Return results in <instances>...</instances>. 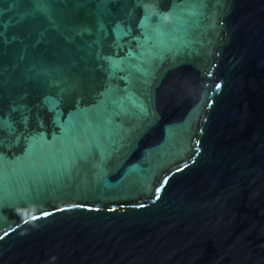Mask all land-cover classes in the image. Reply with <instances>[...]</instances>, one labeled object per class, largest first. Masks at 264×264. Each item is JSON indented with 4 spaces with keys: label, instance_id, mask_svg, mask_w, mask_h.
Here are the masks:
<instances>
[{
    "label": "water",
    "instance_id": "water-1",
    "mask_svg": "<svg viewBox=\"0 0 264 264\" xmlns=\"http://www.w3.org/2000/svg\"><path fill=\"white\" fill-rule=\"evenodd\" d=\"M0 264H264V0H0Z\"/></svg>",
    "mask_w": 264,
    "mask_h": 264
}]
</instances>
